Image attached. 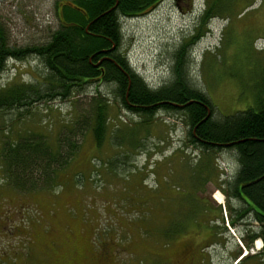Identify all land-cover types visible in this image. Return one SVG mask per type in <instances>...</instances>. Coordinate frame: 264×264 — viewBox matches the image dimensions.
Segmentation results:
<instances>
[{
    "label": "rangeland",
    "instance_id": "obj_1",
    "mask_svg": "<svg viewBox=\"0 0 264 264\" xmlns=\"http://www.w3.org/2000/svg\"><path fill=\"white\" fill-rule=\"evenodd\" d=\"M65 1L0 0V23L10 46L48 42L59 26L58 7ZM207 2L162 0L139 17L121 20V50L130 67L150 87H158L169 78L175 49L201 32L188 46V73L194 88L210 99L217 118L252 106L264 92V0H224V17L202 25L203 14L195 12ZM43 72L34 56L9 60L0 74V90L34 84ZM111 90L91 82L75 99L0 111V264H185L183 247L189 242L192 255L207 239L204 232L192 243L185 222L175 236L170 201H156L158 192L164 194L172 186L184 185V193L195 191L194 165L206 162L202 152L188 146L182 114L161 109L144 126V119L124 110ZM96 94L110 104L101 146L90 130L83 136L70 134L77 123L89 122V102ZM37 135L51 145L57 137H66L77 148L48 191L19 192L6 179L2 148L5 142ZM210 157L214 173L201 195L218 208L224 200L222 214L229 217L217 187L237 170L235 153L224 149ZM133 194L137 198L130 200ZM228 203V208L233 206ZM142 206L152 213L145 217L154 222L155 233L144 227ZM226 221L227 244L222 246L223 238L217 241L221 247L212 252L215 264H228V256L241 246L239 234L230 226L233 235Z\"/></svg>",
    "mask_w": 264,
    "mask_h": 264
},
{
    "label": "trees",
    "instance_id": "obj_2",
    "mask_svg": "<svg viewBox=\"0 0 264 264\" xmlns=\"http://www.w3.org/2000/svg\"><path fill=\"white\" fill-rule=\"evenodd\" d=\"M161 1L67 0L58 7L59 26L49 41L19 49L10 46L7 30L0 23V74L6 70L9 60L16 62L30 56L40 59L44 67L36 83L18 84L0 90V111L75 99L83 93L85 85L98 82L101 78L103 82L98 84L112 88L111 94L115 95L118 104L127 112L142 117L144 126L161 109L180 112L188 129V146L202 152L206 159L199 166L194 165L193 173L197 176L198 184L207 183L214 173L210 156L224 149L234 151L237 170L234 177L225 184L233 189L228 191L231 198L239 200L242 207L231 209L238 215L252 212L258 225L251 240L260 239L264 251V92L252 106L230 116L215 118L210 99L194 88L188 73V46L200 39L201 32L175 49L168 80L158 87H150L130 67L121 50V20L139 17ZM223 1L208 0L202 15V25L215 17H224V9L221 7ZM109 105L104 96L96 94L89 102L90 126L81 121L70 134L83 136L84 132L90 130L96 145L101 146L108 129ZM76 148L77 144L70 143L66 137H57L54 145L40 135L14 143L5 142L2 160L6 179L19 192L48 191L75 154ZM239 184L244 185L240 191L237 187ZM182 186H172L164 194L158 192L161 196L156 197L157 202L164 199L171 203V231L173 233L177 226L179 229L175 236L186 228V224L184 228L182 224L187 221V206L192 199L191 195H194L192 203H195L197 211L204 205L203 200L196 198L198 187L195 191L189 188L184 193ZM240 192L251 202L249 207ZM132 197L130 200L137 198V194ZM142 207L140 211L144 227L155 233L156 229L151 227L154 222L149 220L152 213ZM146 214H150L149 217H145ZM145 221L150 223L146 225ZM263 254L258 264H264Z\"/></svg>",
    "mask_w": 264,
    "mask_h": 264
},
{
    "label": "flooded vegetation",
    "instance_id": "obj_3",
    "mask_svg": "<svg viewBox=\"0 0 264 264\" xmlns=\"http://www.w3.org/2000/svg\"><path fill=\"white\" fill-rule=\"evenodd\" d=\"M103 82L101 78L98 79V83ZM209 186V182L203 183V184H196V187H198L197 192L195 195L196 198L203 200L204 204L203 206L196 209L195 203H192L194 201V197L189 201L187 206V216H186V231L187 236L193 235L191 237L192 243L194 242L195 238H200L204 235V232H207L208 236L207 239L203 242L198 243L196 246V252H193V254H190L189 251V242L186 246L183 248H186L187 256L185 260V264H215L213 261V253L214 251H217L218 249L216 247H221L217 241L220 240V238L224 239V242L222 243V246H226L227 241L226 237L229 235L224 224V219L227 220V228L228 230L234 235L232 229H230V226L236 230V232L239 234L240 238V249L236 250L235 252H232L228 256V264H258L259 258H261V255L264 253L263 251V243H262V249L260 251H254L253 246L254 242L257 239L251 240L252 236L255 235V231L257 230V222L254 219V216L252 215V212L245 213L243 215L236 214L233 209L231 208H240L242 207V203L239 200L232 199L230 196V192L233 190L232 188H229V185H226L225 183L222 185H215L214 188H218V191L220 194H223L224 198L227 201V209L230 211L229 217L225 213V215L222 214V210L225 211V202L223 200L222 207L218 208L213 203H211L210 198L204 197L203 194L205 192L206 187ZM238 189L244 187V185L239 184ZM220 188L222 189V192L220 191ZM225 191V194L223 193ZM193 195V194H192ZM240 195L242 193L240 192ZM215 195H213L214 198ZM212 198V195H211ZM217 198V197H216ZM242 199L244 202H246V206L249 207L251 205V202L248 201V199L242 195ZM229 201L233 202V206L229 205ZM221 204V203H219ZM206 205V207H205ZM244 206V207H246ZM205 207V208H204ZM202 208V209H200ZM230 209V210H229ZM235 220L236 222H233ZM178 231V226L176 227V232ZM231 237V236H230ZM251 240V241H250ZM264 255V254H263ZM216 256V254H215ZM263 260V259H261Z\"/></svg>",
    "mask_w": 264,
    "mask_h": 264
},
{
    "label": "water",
    "instance_id": "obj_4",
    "mask_svg": "<svg viewBox=\"0 0 264 264\" xmlns=\"http://www.w3.org/2000/svg\"><path fill=\"white\" fill-rule=\"evenodd\" d=\"M114 47H112V49H113ZM105 58H103L102 60H104ZM95 66H97V65H95ZM188 104H190V102L188 103Z\"/></svg>",
    "mask_w": 264,
    "mask_h": 264
},
{
    "label": "bare ground",
    "instance_id": "obj_5",
    "mask_svg": "<svg viewBox=\"0 0 264 264\" xmlns=\"http://www.w3.org/2000/svg\"><path fill=\"white\" fill-rule=\"evenodd\" d=\"M214 199H215V198H214ZM219 203H222V202L219 201Z\"/></svg>",
    "mask_w": 264,
    "mask_h": 264
}]
</instances>
